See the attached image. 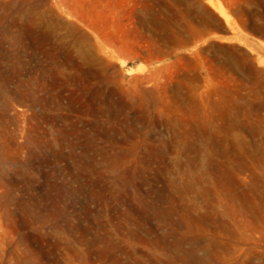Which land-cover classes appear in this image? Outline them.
<instances>
[{
  "label": "rangeland",
  "instance_id": "rangeland-1",
  "mask_svg": "<svg viewBox=\"0 0 264 264\" xmlns=\"http://www.w3.org/2000/svg\"><path fill=\"white\" fill-rule=\"evenodd\" d=\"M0 264H264V0H0Z\"/></svg>",
  "mask_w": 264,
  "mask_h": 264
}]
</instances>
